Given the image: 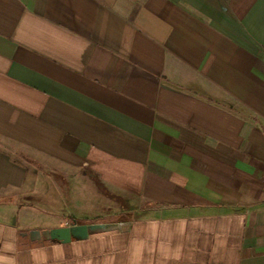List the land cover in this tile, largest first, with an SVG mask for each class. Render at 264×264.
Returning a JSON list of instances; mask_svg holds the SVG:
<instances>
[{"label":"crops","instance_id":"crops-1","mask_svg":"<svg viewBox=\"0 0 264 264\" xmlns=\"http://www.w3.org/2000/svg\"><path fill=\"white\" fill-rule=\"evenodd\" d=\"M0 258L264 264V0H0Z\"/></svg>","mask_w":264,"mask_h":264},{"label":"water","instance_id":"water-1","mask_svg":"<svg viewBox=\"0 0 264 264\" xmlns=\"http://www.w3.org/2000/svg\"><path fill=\"white\" fill-rule=\"evenodd\" d=\"M118 228V225L110 224H73L70 227H65L53 231V236H55L59 241L68 243L72 239L75 240H84L87 239L91 234L97 233L100 231H106L110 229Z\"/></svg>","mask_w":264,"mask_h":264},{"label":"clouds","instance_id":"clouds-1","mask_svg":"<svg viewBox=\"0 0 264 264\" xmlns=\"http://www.w3.org/2000/svg\"><path fill=\"white\" fill-rule=\"evenodd\" d=\"M0 259H3V258H0Z\"/></svg>","mask_w":264,"mask_h":264}]
</instances>
